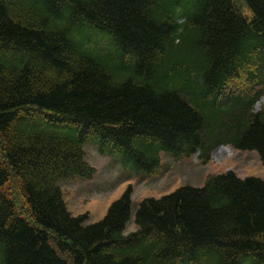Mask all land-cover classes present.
I'll return each mask as SVG.
<instances>
[{
  "label": "trees",
  "instance_id": "trees-1",
  "mask_svg": "<svg viewBox=\"0 0 264 264\" xmlns=\"http://www.w3.org/2000/svg\"><path fill=\"white\" fill-rule=\"evenodd\" d=\"M262 96L264 0H0V264H264L261 178L146 198L130 232L131 186L93 224L61 188L94 175L90 137L147 174L220 145L264 163Z\"/></svg>",
  "mask_w": 264,
  "mask_h": 264
},
{
  "label": "rangeland",
  "instance_id": "rangeland-1",
  "mask_svg": "<svg viewBox=\"0 0 264 264\" xmlns=\"http://www.w3.org/2000/svg\"><path fill=\"white\" fill-rule=\"evenodd\" d=\"M262 105L264 97L257 108ZM84 148L87 161L96 168L94 176L90 179L62 181L61 187L69 211L74 215L88 214L87 224L102 220L110 205L129 186H133L132 219L127 231H133L136 229L133 224L134 215L145 198H160L185 185L202 187L212 175L227 170H233L242 178L253 176L264 180V164L256 150L220 148L213 153V159L207 164L201 163L197 155L174 156L163 151L159 171L154 175H146L125 165L120 155L101 154L92 138L85 142Z\"/></svg>",
  "mask_w": 264,
  "mask_h": 264
}]
</instances>
